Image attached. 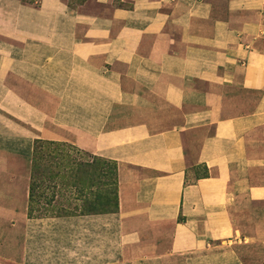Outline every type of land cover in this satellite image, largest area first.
<instances>
[{"label":"crops","instance_id":"crops-1","mask_svg":"<svg viewBox=\"0 0 264 264\" xmlns=\"http://www.w3.org/2000/svg\"><path fill=\"white\" fill-rule=\"evenodd\" d=\"M36 140L118 210L30 217ZM0 264H264V0H0Z\"/></svg>","mask_w":264,"mask_h":264},{"label":"trees","instance_id":"trees-1","mask_svg":"<svg viewBox=\"0 0 264 264\" xmlns=\"http://www.w3.org/2000/svg\"><path fill=\"white\" fill-rule=\"evenodd\" d=\"M33 2H36V0H33ZM52 146L69 147L77 154L85 155L86 159L84 160L78 157L74 159L64 153L63 157L60 151L57 152L55 149L50 148ZM46 149H48V153L44 152ZM46 156H48L49 160H47ZM60 160H67V163L62 165V163H58ZM46 162L66 167L65 170L70 174L67 178H70L72 181L71 186L76 192V201L79 202L74 205L76 211L80 210L79 213L86 214L108 213L118 210V180L117 166L115 163L90 155L89 153L81 151L75 146L67 143L36 140L31 167L30 204L28 210L30 217H46V213H48L47 209L43 207H41L42 209L40 208V203H42L40 200L43 198V195L41 194L43 192V186L47 189V181L44 177L45 173H42L41 175L40 170H45L43 169L42 164L44 165ZM57 174L58 171L54 174L52 179L53 182ZM57 185V183L53 185L54 190ZM52 201H55V195L53 196ZM48 203V201H45V204ZM35 205H38V207H35ZM34 211H39L40 213L43 211L46 212L45 214L43 213L36 216L33 214ZM71 215L74 214L56 215L51 217Z\"/></svg>","mask_w":264,"mask_h":264},{"label":"rangeland","instance_id":"rangeland-1","mask_svg":"<svg viewBox=\"0 0 264 264\" xmlns=\"http://www.w3.org/2000/svg\"><path fill=\"white\" fill-rule=\"evenodd\" d=\"M27 2H33V0H24ZM45 148V146H44ZM43 148V149H44ZM50 148L55 149L57 152L60 151V153L63 155L66 154L71 158H81V159H86L85 155H80L77 154L75 151H73L72 149H70L69 147H55L52 146ZM45 153H48V149L44 150ZM47 160H49L48 156ZM64 157V155H63ZM58 163H62L66 164L67 160H63V161H58ZM45 165V166H44ZM42 164L43 169L45 170H40L41 175L42 173H45L43 176L46 178V185H47V189L45 188V186H43V192L41 193L43 195V198L40 200L42 201V203H40V208L43 207L45 209L48 210V213H46V216H56V215H64V214H75V213H79L80 210H75V206L76 204H78L79 202L76 201V192L74 191V189L72 188L71 184L72 181L70 180V178H67L70 176V174L65 170V166L62 165H56L54 163L51 162H46V164ZM47 168V169H46ZM58 171V174L55 177V180L53 182V177L55 172ZM198 174H202V171L200 170L198 172ZM63 178H67V179H63ZM53 182V183H51ZM58 184L56 189H53V185ZM51 187V188H49ZM39 192V191H38ZM37 194V193H36ZM55 195V201H52L53 196ZM45 201H48V204H45ZM35 207H38V205H35ZM42 209V208H41ZM35 212L34 211V215L38 216L39 214H45L46 211L43 212Z\"/></svg>","mask_w":264,"mask_h":264}]
</instances>
